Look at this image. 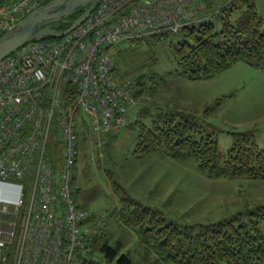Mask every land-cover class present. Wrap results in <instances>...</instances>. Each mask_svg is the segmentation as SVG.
<instances>
[{
  "label": "built area",
  "instance_id": "built-area-1",
  "mask_svg": "<svg viewBox=\"0 0 264 264\" xmlns=\"http://www.w3.org/2000/svg\"><path fill=\"white\" fill-rule=\"evenodd\" d=\"M45 0H0V34ZM204 0H99L62 37L0 60V264H81L89 212L74 199L76 114L98 145L128 124L132 84L113 76L109 47L205 18ZM64 85L75 88L66 105Z\"/></svg>",
  "mask_w": 264,
  "mask_h": 264
},
{
  "label": "rangeland",
  "instance_id": "rangeland-1",
  "mask_svg": "<svg viewBox=\"0 0 264 264\" xmlns=\"http://www.w3.org/2000/svg\"><path fill=\"white\" fill-rule=\"evenodd\" d=\"M253 1L264 29V0ZM208 18L218 29L219 16L209 14ZM146 37L149 35L137 39ZM171 41L141 44L138 50L146 55L140 60L133 52L123 53L119 58L117 75L126 84H132L133 89L126 114L128 124L145 107L152 111L158 106L185 108L201 116L208 108L206 119L219 128L216 138L222 151L231 146L230 131L234 130H254L255 141L264 147V69L237 61L206 78L175 76L177 64ZM127 43L130 42L124 40L119 46ZM136 78L141 80L140 89ZM76 121L79 154L74 169V199L89 212L90 235L81 261L83 257L98 259L99 246L107 239L117 249L116 258L109 264H117L120 253L127 254L134 264H172L149 251L139 236L116 218L114 212L121 208L122 194L116 184L142 204L159 209L167 222L181 227L217 222L247 208L264 205V178H214L199 170L194 156L138 157L133 153L136 129L132 125L98 145V135L89 126V116L81 110ZM258 227L264 235V220L259 221Z\"/></svg>",
  "mask_w": 264,
  "mask_h": 264
},
{
  "label": "trees",
  "instance_id": "trees-1",
  "mask_svg": "<svg viewBox=\"0 0 264 264\" xmlns=\"http://www.w3.org/2000/svg\"><path fill=\"white\" fill-rule=\"evenodd\" d=\"M204 2L205 8L201 14H205V18L183 26L177 32L162 31L150 34L145 39H124L130 43L119 46L122 40L109 47L114 78L122 85L126 84L117 75L118 61L123 53L133 52L140 60L141 56L146 55L138 50L141 44L166 39L172 40L170 46L177 64L175 76L206 78L237 61L264 69L263 19L254 1ZM83 11V7H78L71 15L53 23L52 28L58 31L66 29ZM209 14L219 16L218 29L208 18ZM134 80L140 89L141 80ZM62 89L64 103L71 105L75 88L64 85ZM158 107L155 111L142 108L137 119L127 124L136 129L133 148L136 156L144 157L152 153L171 158L194 156L199 170L214 178H264V147L255 141L254 130L230 131L232 144L222 151L216 138L219 128L206 119L208 108L201 116L185 108ZM76 132L78 135L77 126ZM116 185L122 194L121 208L114 215L139 236L149 251L160 254L165 261L172 264H264V235L258 227L259 221L264 220V205L247 208L217 222L192 223L181 227L167 222L159 209L142 204L119 184ZM88 220L89 217L85 221L87 225ZM99 250L98 259L83 257L81 264H109L117 256V249L107 239L100 244ZM116 261L117 264H134L125 253H120Z\"/></svg>",
  "mask_w": 264,
  "mask_h": 264
},
{
  "label": "water",
  "instance_id": "water-1",
  "mask_svg": "<svg viewBox=\"0 0 264 264\" xmlns=\"http://www.w3.org/2000/svg\"><path fill=\"white\" fill-rule=\"evenodd\" d=\"M99 0H49L38 5L0 35V60L24 44L45 37H62L81 24ZM78 7L84 11L61 31L52 24L71 15Z\"/></svg>",
  "mask_w": 264,
  "mask_h": 264
},
{
  "label": "crops",
  "instance_id": "crops-1",
  "mask_svg": "<svg viewBox=\"0 0 264 264\" xmlns=\"http://www.w3.org/2000/svg\"><path fill=\"white\" fill-rule=\"evenodd\" d=\"M149 156H160V157H159L160 159H167V158L165 157L166 155L157 154V153H155L154 155L151 154V155H149ZM167 157H168V156H167ZM170 158H171V157H170ZM160 159H159V160H160Z\"/></svg>",
  "mask_w": 264,
  "mask_h": 264
}]
</instances>
